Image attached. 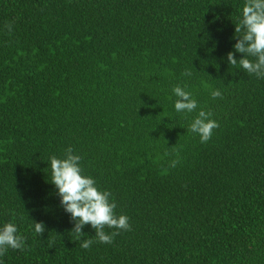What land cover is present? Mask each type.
Segmentation results:
<instances>
[{
  "label": "trees",
  "instance_id": "obj_1",
  "mask_svg": "<svg viewBox=\"0 0 264 264\" xmlns=\"http://www.w3.org/2000/svg\"><path fill=\"white\" fill-rule=\"evenodd\" d=\"M244 2L0 0V224L25 238L0 264H264V79L226 58ZM69 148L129 217L111 243L77 237L50 183Z\"/></svg>",
  "mask_w": 264,
  "mask_h": 264
},
{
  "label": "clouds",
  "instance_id": "obj_2",
  "mask_svg": "<svg viewBox=\"0 0 264 264\" xmlns=\"http://www.w3.org/2000/svg\"><path fill=\"white\" fill-rule=\"evenodd\" d=\"M235 33L238 37L233 45V51L226 53L228 64L239 66L247 73L258 79H264V0H245L240 16L235 26ZM234 53L243 54L242 58L236 59ZM252 58V59H249ZM191 76V72L185 73ZM176 98L173 101L176 113H192L197 110V101L191 92L181 86H175L171 90ZM212 98L219 97L220 91L212 90ZM171 98V97H170ZM218 122L211 119V113L199 110L188 127V131L196 134L201 143H206L217 128ZM167 155V153H165ZM82 157L74 154L71 148L67 149L62 158L57 156L49 157L47 168L50 170L51 184L55 186L59 197V203L63 211L70 216L73 222L72 232L77 237L84 234L82 229L90 225L95 230V236L101 243H111L117 232L108 234L105 227L118 230H130L129 217L116 215V204L112 194L108 190H101L96 180L90 175H85L81 167ZM178 160L170 163L175 167ZM35 233L41 234L44 225L33 222ZM93 243L91 239L84 240L81 247L87 249ZM23 250L25 238L18 232L14 222L0 224V256L7 250Z\"/></svg>",
  "mask_w": 264,
  "mask_h": 264
}]
</instances>
